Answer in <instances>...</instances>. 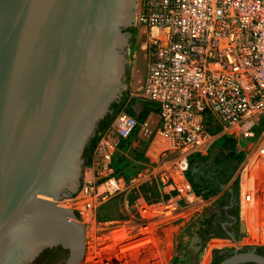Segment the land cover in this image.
I'll use <instances>...</instances> for the list:
<instances>
[{
	"label": "water",
	"instance_id": "obj_1",
	"mask_svg": "<svg viewBox=\"0 0 264 264\" xmlns=\"http://www.w3.org/2000/svg\"><path fill=\"white\" fill-rule=\"evenodd\" d=\"M136 0H0V264L47 249L80 264L85 227L60 206L127 89ZM264 264L254 249L220 264Z\"/></svg>",
	"mask_w": 264,
	"mask_h": 264
},
{
	"label": "built area",
	"instance_id": "obj_2",
	"mask_svg": "<svg viewBox=\"0 0 264 264\" xmlns=\"http://www.w3.org/2000/svg\"><path fill=\"white\" fill-rule=\"evenodd\" d=\"M136 1V29L145 39L142 94L159 107L162 153L176 155V191L192 199L189 159L207 154L219 139L245 152L251 148L244 144L258 137L256 153L264 157V123L257 121L264 120V0ZM138 125L123 114L110 132L126 140ZM113 150L107 142L98 149L101 172L108 174L100 187L105 195L127 187L115 177ZM156 177L162 185L170 182L163 171ZM253 196L246 189L244 205ZM259 214L256 223L243 216L247 238L257 244L264 242Z\"/></svg>",
	"mask_w": 264,
	"mask_h": 264
},
{
	"label": "rangeland",
	"instance_id": "obj_3",
	"mask_svg": "<svg viewBox=\"0 0 264 264\" xmlns=\"http://www.w3.org/2000/svg\"><path fill=\"white\" fill-rule=\"evenodd\" d=\"M137 34L136 54L132 58L133 63L127 78L125 95H128L129 99L145 100L142 94L146 73L143 52L145 39L141 31H138ZM135 109L138 115L142 111L139 104L135 106ZM123 114L125 113L121 112L119 116ZM151 115L152 118L149 119V123L150 126H157L155 131H148L138 147L132 146L133 149L138 150V156L131 152L127 153L132 162L128 177L115 175L116 178H122L126 181L135 172L134 167L156 164L155 160L149 157V151L155 139L159 138L157 137L158 116L157 114ZM257 121H260L262 125L264 123L263 119ZM149 123L146 121V127L144 124L141 129L148 130L149 125L147 126V124ZM138 135L139 133L133 136V144ZM120 141L110 130L100 137L95 151L86 162L80 191L73 198L60 203V206L73 210L85 227L86 250L80 264H213L215 251V255H217L224 249L232 250L240 247L245 250H253L264 248V242L257 244L254 240L251 242L247 238L242 216L244 191H246L248 179H252L247 167L251 159L259 155L256 153L258 137L244 144L245 147L251 149L242 152L244 160L236 168L230 180V184L237 195L238 215L240 216V225L236 234L238 242L235 243L228 240H211L209 234L202 231V219L204 217L201 216V211L203 207L209 204L202 202L197 197L187 199L186 192L181 196L182 194L176 191V187L172 188V179L176 176L175 170L173 178L169 177L171 184L169 182L167 185H160L158 180L153 181L154 184L157 185L158 182L160 185V187L159 185L156 186V191L152 190L151 182H148L149 186L145 190H141V195L147 199L145 202L133 201L129 196L130 192L127 187L122 188L118 194H103L100 187L105 183V176L108 174L101 172L98 149L100 145L107 142L113 145V152L115 153ZM140 155L142 159L139 158ZM163 158L166 156L162 153L160 159ZM89 161H91V165H88ZM148 169L146 173L149 172L148 175H150V167ZM257 177L259 179L257 181L260 183L259 187L261 186L262 190L259 197L261 200L257 202L260 210L262 209L258 220L260 219L259 222L262 223L264 218L262 216L264 214V169L257 173L255 178ZM132 178L129 179V182L126 181L127 186ZM154 179L153 176L152 180ZM144 241L149 243L140 246L139 243L142 244ZM137 245L144 250H131Z\"/></svg>",
	"mask_w": 264,
	"mask_h": 264
},
{
	"label": "flooded vegetation",
	"instance_id": "obj_4",
	"mask_svg": "<svg viewBox=\"0 0 264 264\" xmlns=\"http://www.w3.org/2000/svg\"><path fill=\"white\" fill-rule=\"evenodd\" d=\"M138 30L135 27L127 28L124 33L130 36V44L128 48L130 65L127 72L129 77L132 68V58L136 54V43ZM119 104V103H118ZM111 114V113H110ZM92 142V141H91ZM87 147L85 152V161L87 162L89 155ZM216 159V160H215ZM207 167L206 171L200 172L196 177V184L199 186L202 202H205V207L202 208L201 216L203 221V232L209 234L211 240H228L232 243L238 242L237 231L240 225V216L238 215V203L235 189L230 183H225L230 176L232 167L231 163L221 161L216 157ZM194 193L193 187L191 186ZM252 250H245L242 248L224 249L219 254H213V264L219 261V264L224 260L232 257L235 253H249ZM257 255L264 257V251L254 249ZM69 257V252L63 248L57 247L47 249L42 252L31 264H66ZM252 264V263H246Z\"/></svg>",
	"mask_w": 264,
	"mask_h": 264
},
{
	"label": "trees",
	"instance_id": "obj_5",
	"mask_svg": "<svg viewBox=\"0 0 264 264\" xmlns=\"http://www.w3.org/2000/svg\"><path fill=\"white\" fill-rule=\"evenodd\" d=\"M139 104L142 111L138 115L137 110L135 109V106ZM121 112H124L126 115L134 117L138 121V127L135 129L134 133L126 140H121L119 146L117 147L114 155H113V169L115 175L121 176V177H128V173L131 171V165L132 162L130 161V158L128 157L127 153L131 152L132 154H136L138 156V150L133 149L132 145V138L133 136L137 135L141 127L146 123L148 117L151 114H159L160 110L159 107L147 100H138V99H129L128 95H125L123 100L119 104H114L111 108V114H109L99 125V130L97 132L96 137L92 140L91 146L88 150V155L91 157L93 152L95 151L97 144L99 142V139L102 135L107 133L113 124V121L115 118L119 116ZM216 146L225 149L227 151H230V158L233 159L236 162V166H234L231 170L230 176L226 179L225 183H228L231 180V177L236 170V168L243 162L244 155L242 153H237L236 150V143L228 138H221L216 142ZM140 159H142L141 155L139 156ZM197 161H202L206 163L208 161V158L201 157L200 155H193L189 159V170L186 174V177L189 181V183L192 185L194 193L197 196H201V191L199 189V186L194 182V177L191 175V169L193 165ZM91 161H89L88 165ZM135 172L130 176L132 178L135 176L139 171L143 168V166H136L134 167ZM129 178V179H130ZM129 179H126V181L129 182ZM258 250L264 251V248H258ZM216 254V251H215ZM214 264H219V261H216Z\"/></svg>",
	"mask_w": 264,
	"mask_h": 264
},
{
	"label": "crops",
	"instance_id": "obj_6",
	"mask_svg": "<svg viewBox=\"0 0 264 264\" xmlns=\"http://www.w3.org/2000/svg\"><path fill=\"white\" fill-rule=\"evenodd\" d=\"M144 58H145V55H144ZM158 116V128L159 129V126H160V118H159V115L157 114ZM152 118V115L148 117L147 119V122L149 123V119ZM149 125V128L148 130L146 129H141L140 132H139V135H138V138L137 140L135 141V143L132 145L133 147H138L140 141L142 140L143 137H145L146 133L148 131H155V128L157 126H150V123L147 124V126ZM145 127H146V124H145ZM143 135V136H142ZM159 139V138H158ZM158 139H155V142H157L158 144H160L161 146L159 147V151H154L153 154H151L150 156V151H149V157L153 160H155V163L156 164H152V166H149V165H144L143 168L139 171V173H137L131 180H130V183L129 185L127 186L128 190H129V196L130 198L133 200V201H147V199L144 198V196H142L141 194V190H145L149 184L148 182H151V187H152V190H155L156 191V186L158 187L159 183L157 182V185L154 184L153 181L155 180H158L157 177H156V174L158 172H165L166 175H168L169 177L173 178L174 174V170H175V164H176V155H174L173 153H167V154H163L166 156V158H163L162 160L160 159V155L162 154V152L166 149V145L164 144V142L162 140H158ZM154 142V143H155ZM153 143V144H154ZM217 143H215V145L213 146V148L205 155H202L201 157H206L208 158V161L206 163L202 162V161H197L192 169H191V175L194 177V182L196 183V177L197 175L202 172V171H206L207 170V166L213 162V160L218 157L219 160L221 161H225V162H229L231 163V166H236V162L231 159L229 156H230V151H227L225 149H222L218 146H216ZM152 148V147H151ZM163 149V150H162ZM151 150V149H150ZM236 150H237V153H242V150L239 148V146L237 145L236 143ZM170 155H172L170 157ZM216 160V159H215ZM164 163V164H162ZM160 164H162L163 166H161ZM207 164V166H206ZM150 167V175H148L147 170H149L148 168ZM232 167V168H233ZM154 176V180H152ZM175 180V178H173ZM188 180V179H187ZM176 181V180H175ZM174 181V182H175ZM156 182V181H155ZM189 182V181H188ZM231 181H229L230 183ZM170 184H171V181H170ZM190 184V183H189ZM161 185V184H160ZM159 185V187H160ZM191 185V184H190ZM192 186V185H191ZM162 187V186H161ZM172 188L175 187V184L173 183L172 181ZM165 189V187H164ZM145 192V191H144ZM195 195V193H194ZM196 197V196H195ZM243 221V220H242Z\"/></svg>",
	"mask_w": 264,
	"mask_h": 264
},
{
	"label": "bare ground",
	"instance_id": "obj_7",
	"mask_svg": "<svg viewBox=\"0 0 264 264\" xmlns=\"http://www.w3.org/2000/svg\"><path fill=\"white\" fill-rule=\"evenodd\" d=\"M161 145L158 144L157 142H155L150 150V156L151 154H153L154 151H159V147ZM163 150V149H162ZM260 157V158H259ZM248 171L250 172L251 174V177L252 179H248V183H247V187L246 189L249 191V192H252L253 193V200H251V202L248 204V203H245V205L243 206L244 208V212H243V216L244 218H247L248 220H252L255 221V223L257 222V215L259 214V210H258V207H257V202L260 201L261 199L258 198V195H260L262 193V190H261V186L259 187L260 183L257 181L259 180L258 177H256L257 173H260L261 171H263L264 169V157L261 156L260 154L256 157H254L253 159H251L248 167H247ZM90 175V174H89ZM92 176V175H90ZM92 179V178H91ZM89 181V180H88ZM90 182V181H89ZM258 182V183H257ZM64 207V206H63ZM87 216V215H86ZM154 217V216H153ZM256 228L258 229H263L264 228V218H263V222L262 223H258ZM123 234V232H122ZM121 235V234H120ZM253 236H255V234H253ZM119 237V236H118ZM115 238L116 235H115ZM121 239V238H120ZM124 239V238H122ZM143 239V238H142ZM100 240V239H99ZM117 240V239H116ZM149 241V240H148ZM139 242V241H138ZM149 242H143L142 244L139 243L140 246H144L145 244H148ZM112 245V244H111ZM110 245V246H111ZM139 245L137 246H134L131 250H140L142 247H138ZM138 247V248H137ZM146 247V246H145ZM124 249V248H123ZM122 249V250H123ZM127 249V248H126ZM129 250V249H128ZM127 250V251H128ZM141 250H144V249H141ZM123 252V251H122ZM148 252V251H147ZM132 253V251H131ZM135 253V252H134ZM152 253V252H151ZM143 254V253H142ZM150 255V254H149ZM98 256V255H97ZM137 259V258H136ZM133 261V260H132Z\"/></svg>",
	"mask_w": 264,
	"mask_h": 264
}]
</instances>
